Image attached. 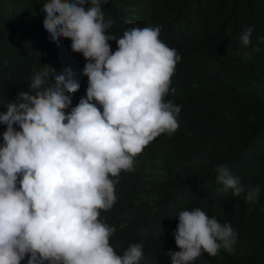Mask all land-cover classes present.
<instances>
[{
    "label": "clouds",
    "instance_id": "9594fccd",
    "mask_svg": "<svg viewBox=\"0 0 264 264\" xmlns=\"http://www.w3.org/2000/svg\"><path fill=\"white\" fill-rule=\"evenodd\" d=\"M41 12L50 41L70 40L71 50L86 60L88 86L86 97L71 107L78 89L71 72L58 74L44 65L33 69L28 91L0 113L6 126L0 145V264H21L26 257L27 264H141L143 244H130L118 255L110 245L116 229L99 217L116 203L121 172L133 171L135 158L151 142L179 128L181 107L164 97L181 57L159 39L160 27L131 28L120 38L106 34L113 22L105 19L100 0H45ZM253 31L242 30V47L250 45ZM214 170L233 196L244 194L250 206L258 202L260 185L246 187L223 164ZM177 217L173 235L180 251L166 253L171 264H190L205 252L216 256L237 243L230 223L200 208Z\"/></svg>",
    "mask_w": 264,
    "mask_h": 264
},
{
    "label": "trees",
    "instance_id": "16d2710c",
    "mask_svg": "<svg viewBox=\"0 0 264 264\" xmlns=\"http://www.w3.org/2000/svg\"><path fill=\"white\" fill-rule=\"evenodd\" d=\"M44 3L0 0V113L20 91H28L33 69L44 65L58 74L71 72L78 84L71 107L86 97V60L71 50L70 40L50 41ZM100 3L105 19L113 22L106 34L120 38L131 28L160 27L159 39L181 57L164 97L181 107L179 128L151 142L135 158L133 171L121 172L116 203L99 217L116 229L110 245L122 256L130 244L142 243L141 264H171L166 253L180 251L173 235L178 213L200 208L221 224L230 223L237 243L231 251L205 252L190 264H264V0ZM249 26L251 43L242 47L239 35ZM109 44L115 52L116 41ZM4 131L0 124V145ZM217 164L246 187L260 185L254 206L217 181Z\"/></svg>",
    "mask_w": 264,
    "mask_h": 264
}]
</instances>
